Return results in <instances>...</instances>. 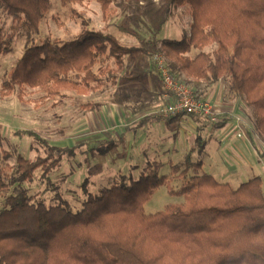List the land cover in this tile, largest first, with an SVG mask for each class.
I'll return each mask as SVG.
<instances>
[{"label": "trees", "instance_id": "obj_1", "mask_svg": "<svg viewBox=\"0 0 264 264\" xmlns=\"http://www.w3.org/2000/svg\"><path fill=\"white\" fill-rule=\"evenodd\" d=\"M60 1L68 5L85 0ZM94 1L108 13L115 0ZM50 5V0H0L3 12L16 23L7 33L0 21V56L12 52L20 29L32 40ZM168 5L191 11L190 34L181 40L160 44L153 40L130 48L112 35L83 31L65 43L31 44L2 85L0 96L18 92L22 98L27 88L40 90L44 99L60 96L63 90L87 94L106 85L109 80L102 76L108 70L110 81L116 82L125 57L152 50L165 55L170 72L179 78L214 85L228 80L233 97L243 99L251 109L256 129L264 138V0H168ZM209 46H215L212 53L205 51ZM193 49L200 51L195 57L189 55ZM104 58L113 60L116 69L106 66L95 72ZM123 78L140 81L145 74L129 72ZM97 106L83 108L93 111ZM227 123L214 127L221 129ZM248 135L254 144L252 133ZM44 145L47 157L29 160L18 156L16 166L0 169V199H4L0 264H264L261 177L234 189L207 173L189 176L190 170L200 171L203 164L193 163L188 156L181 172L179 166H171L172 173L184 180L177 194L185 202L147 214L145 204L166 181L159 175L161 165L148 162L138 178L133 173L122 175L98 195L88 194L82 209L73 212L61 198L57 205L48 206L22 187L33 181L39 169L48 177L65 159L77 155L75 148ZM100 145L99 154L106 155L118 141ZM200 145L201 153L206 144ZM9 157L5 155L6 160ZM88 184L86 180L85 190Z\"/></svg>", "mask_w": 264, "mask_h": 264}, {"label": "rangeland", "instance_id": "obj_2", "mask_svg": "<svg viewBox=\"0 0 264 264\" xmlns=\"http://www.w3.org/2000/svg\"><path fill=\"white\" fill-rule=\"evenodd\" d=\"M50 2V10L43 19L39 32L32 36V40L29 42L27 32L20 29L12 45V52L0 56V90L4 82L10 79L15 65L31 44L39 45L46 40L65 43L76 39L83 31H94L112 35L123 46L140 48L153 40L158 41L159 44L162 40H181L185 34H190L193 22L188 7H169L168 0H115L108 13H104L102 6L94 0L68 5H63L60 0H50ZM0 21L7 33H10L12 26L16 25L14 20L3 12L2 7H0ZM214 49L215 46H209L205 51L212 53ZM199 53V50L193 49L189 55L195 57ZM134 56L141 58L135 66L148 65V69L156 72L157 76L159 73L155 58L160 57L168 67V60L161 52L152 50L148 54L136 52L124 58L125 67L116 75L118 77L122 73V81L118 78L114 83L110 81L112 73L108 70L102 76L104 81L109 80L106 85L87 94L63 90L60 96L44 99V94L40 90L27 88L22 98L19 97L18 92L5 98L0 96V169L7 165L16 166L18 156L29 160L47 157L48 151L44 145L46 143L55 148H75L76 157L65 159L48 177H44L43 171L39 169L31 183L22 185L28 190L29 195L36 198V201L43 200L48 206H55L61 198L70 204L73 212L82 209L88 194L98 195L102 188L118 183L122 175L134 173L135 178H138L140 174L136 175L135 171L141 162L134 160L136 152L132 145L118 143V146L106 155L98 152L100 144L108 141L119 142L125 131V125L120 121L117 123V119L115 126L103 125L101 120H104L106 114L102 115L99 112L103 105L112 107L117 105L115 92L118 84L122 85L123 81H127L123 78L125 73H139L137 67L133 68L132 63L129 62ZM106 66L116 69L113 60L108 61L104 58L96 65L94 71L97 72ZM174 76L201 97H204L202 89L213 92V97L228 96L229 93L233 95L230 83L225 79L214 85L205 81L192 82L185 76L179 78L177 74ZM133 81L135 87L131 89L135 90L138 80ZM160 83L164 89L161 78ZM164 91L166 92L165 89ZM172 100L173 96L168 93L167 98L159 101L153 99L149 103L150 108H146L142 116L153 117L150 115L151 112L167 106ZM86 104L98 105V109L87 111L83 108ZM242 106V110L246 111L247 115L239 113L238 117L239 121L246 125L242 126L243 131H241L238 127L239 121L235 120L236 124L232 126L231 132L234 141H227L229 137L223 136L226 129H217L207 120L181 117L186 127L175 129L176 134L181 138V142L176 146L179 152H175L172 157L164 156L160 163L150 162L161 165L159 175L165 177L166 181L153 192L145 204L147 214H155L164 211L167 206L185 202L184 196L177 194L182 189L184 180L172 173L171 166H179L181 172L188 156L193 163L203 164L202 170H190L189 176L201 175L205 172L220 177L223 175L228 181L231 175H241L238 182H232L235 187L256 176L261 177L262 183L264 182V138L256 129L251 109H248L244 102ZM89 112L101 114L94 118L98 122L88 120ZM230 127V124L226 126L227 129ZM248 131L253 135L254 144ZM240 132H243L242 138L238 136ZM160 142L165 144L166 141L163 138L158 143ZM201 142L206 144V148L200 153ZM235 144L241 145V149H237L235 155L229 156ZM6 154L10 156L8 160L5 159ZM124 154L131 155L132 162L125 163ZM146 165L143 164L142 167L145 169ZM86 180L89 184L85 190L83 184ZM262 185L264 189V184ZM3 205L4 199H0V210Z\"/></svg>", "mask_w": 264, "mask_h": 264}, {"label": "crops", "instance_id": "obj_3", "mask_svg": "<svg viewBox=\"0 0 264 264\" xmlns=\"http://www.w3.org/2000/svg\"><path fill=\"white\" fill-rule=\"evenodd\" d=\"M135 57L136 56L129 59V62L132 63L133 68L137 67L135 65L141 60V58ZM148 68V65L137 67L139 73L145 74V78L140 81H136L137 86L135 90L131 89L135 87L133 86V83H135V81H123L122 85L118 84V89L115 92V95L118 99L117 105L113 106L114 108L112 106L103 105L101 111L99 112L102 115L106 114L104 116V120H101V123L103 125L111 124L112 126H115L116 119L117 123H119L118 121H120L125 125V131L121 135V138H119L120 141L118 143H122L123 145H132V147H134L136 157L138 156V158L136 159L135 157L134 160L141 162V165H137L138 169L137 171H135L136 175L140 174V172L144 169L142 165L147 164L146 160H149V162L160 163L161 161H163L164 156L169 155V157H172L175 152H179L176 146L179 144V142H181V138L176 134L175 129H183V127L186 125V123L181 120V117H178L176 121H171L172 119L162 120L156 117L146 118L147 116H142V112L146 108H150L149 106H151V104L149 103L153 99H157L159 101L163 98H167V93L164 91L160 83L159 76H157L156 72L149 70ZM118 76L119 81H122V73ZM199 88L201 89V87ZM202 91V96H204L203 98L214 104L217 110L221 112L222 115H224V119L228 120L226 126H228V124L231 125L229 129H227L226 126L223 127L224 129H226L223 136L227 135L229 137L227 141H234L231 132L233 131L232 126H235L236 124L235 117H238L241 113L247 115V112L242 110V104L244 100L241 98H234L230 93L228 96L216 95V97H213V92H206L203 89ZM101 114H98V112H89L88 120L93 121L96 116ZM94 121L98 122V120ZM203 123L205 122L203 121ZM93 124L94 122L92 123V125ZM163 138L166 141L165 144L161 142L158 143L159 141H162ZM222 141H220L221 144ZM223 144L226 145V142L223 141ZM239 144L233 145V147L231 148V152H229V156L235 155L234 153L238 151L237 149H241V145ZM123 159L125 163H128V161L132 162L131 155L127 156V154H124ZM239 166L241 165L239 164ZM210 175H212L220 183L230 184L234 189H237L241 186L237 185L235 187L232 185V182L239 181L241 175H231V177H229L230 180L228 181L227 179H224L225 177L223 175L221 177L213 174Z\"/></svg>", "mask_w": 264, "mask_h": 264}, {"label": "built area", "instance_id": "obj_4", "mask_svg": "<svg viewBox=\"0 0 264 264\" xmlns=\"http://www.w3.org/2000/svg\"><path fill=\"white\" fill-rule=\"evenodd\" d=\"M157 61V69L162 84L166 92L173 96V100L165 107L159 108L150 115L162 120H170L178 117H196L207 120L209 123L216 125L222 124L227 120L224 115L217 110L214 104L201 97L185 83L178 80L160 58ZM239 121V117H235ZM241 125V126H240ZM246 125L239 121L238 127L243 131L242 126ZM240 138L243 132L238 133Z\"/></svg>", "mask_w": 264, "mask_h": 264}]
</instances>
